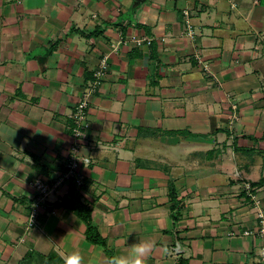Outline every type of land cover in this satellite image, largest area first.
<instances>
[{
	"label": "crops",
	"instance_id": "obj_1",
	"mask_svg": "<svg viewBox=\"0 0 264 264\" xmlns=\"http://www.w3.org/2000/svg\"><path fill=\"white\" fill-rule=\"evenodd\" d=\"M103 55L76 140L70 115ZM76 141L89 158L78 189L114 255L143 240L145 264H261L264 0H0V264L29 251L107 264L52 205L71 180L26 228L33 181L55 183Z\"/></svg>",
	"mask_w": 264,
	"mask_h": 264
},
{
	"label": "built area",
	"instance_id": "obj_2",
	"mask_svg": "<svg viewBox=\"0 0 264 264\" xmlns=\"http://www.w3.org/2000/svg\"><path fill=\"white\" fill-rule=\"evenodd\" d=\"M182 18L183 23L185 27L186 33L192 37L193 35V28H192V22H191V16L188 9H183L182 11ZM150 38L145 36H131L130 41L134 42L136 45H142L143 43L149 44ZM116 48L113 47V51ZM198 65L202 69V71L206 74H210L209 66L206 62H204L201 58H197ZM108 71V62L107 57L103 55L99 61V65L97 69L93 72V79L89 81L88 86L84 90V93H82V96L77 101L73 112L71 113L70 117L74 121V125L72 127V136L76 140H80L82 134H83V127L86 126L85 124V118H86V108L88 105V99L90 94L95 90V88L100 84L103 77L106 75ZM81 151V145L76 141L71 147H70V155L65 163V172L60 175L59 179L56 180L55 183L49 184L43 181L42 179H36L33 181V187L36 190V195L34 197V200L30 206V213L27 220V226L26 228H30L33 225H35V219L37 210L40 206L45 205L47 201H49L50 194L54 191L57 184H59L62 181L65 180H71L77 188H80L84 184V176L81 174L79 167L81 165H87L89 162V158L83 154L80 153ZM245 190L249 192V195L251 198L255 199V195L251 193V186L250 184H245ZM258 217L261 219V222H264L263 220V214L262 212L258 213ZM250 231H244V234H249ZM233 234V233H230ZM259 235H264V224L261 226L259 230ZM261 264H264V257H262Z\"/></svg>",
	"mask_w": 264,
	"mask_h": 264
},
{
	"label": "trees",
	"instance_id": "obj_3",
	"mask_svg": "<svg viewBox=\"0 0 264 264\" xmlns=\"http://www.w3.org/2000/svg\"><path fill=\"white\" fill-rule=\"evenodd\" d=\"M89 36L91 33H84ZM176 193L175 190L170 188L169 197L172 202L171 209L176 206ZM53 206H61L74 214H76L85 225L84 235L85 238L94 244H98L103 247L107 260L114 256L113 252L109 250L106 245L105 240L100 236L96 227L91 221V209L90 207L82 201L80 190L71 181L70 187L68 189L67 195L63 197L60 201L52 203ZM177 214L174 215V219H177ZM19 264H63L61 258L55 253H49L48 255H42L35 251L27 252Z\"/></svg>",
	"mask_w": 264,
	"mask_h": 264
},
{
	"label": "clouds",
	"instance_id": "obj_4",
	"mask_svg": "<svg viewBox=\"0 0 264 264\" xmlns=\"http://www.w3.org/2000/svg\"><path fill=\"white\" fill-rule=\"evenodd\" d=\"M153 244L149 241H140L131 245L127 256L114 255L107 260V264H145V259L151 254ZM63 264H84L83 257L78 251L61 252ZM88 264H92L90 260Z\"/></svg>",
	"mask_w": 264,
	"mask_h": 264
}]
</instances>
